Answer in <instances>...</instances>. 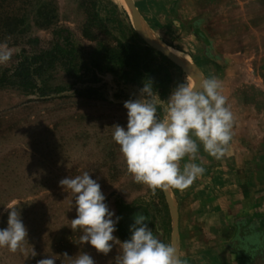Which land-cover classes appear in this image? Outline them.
Listing matches in <instances>:
<instances>
[{
    "label": "rangeland",
    "instance_id": "1",
    "mask_svg": "<svg viewBox=\"0 0 264 264\" xmlns=\"http://www.w3.org/2000/svg\"><path fill=\"white\" fill-rule=\"evenodd\" d=\"M133 2L155 41L188 55L203 79L222 81L234 116L227 152L217 160L201 145L191 162L203 174L171 192L182 264H232L243 232L264 248V0ZM0 42L13 49L0 65V229L7 227V208L15 207L28 233L17 252L0 248V264L49 256L63 264L64 253L81 252L95 264H114L119 245L105 256L81 245V233L71 229L75 202L59 182L85 171L121 218L113 233L120 242L130 238L136 214L172 242L165 192L127 173L111 127H126L123 105L138 98L145 82L166 102L195 77L143 40L120 0H0ZM53 50V67L34 76L43 92L14 84L22 61Z\"/></svg>",
    "mask_w": 264,
    "mask_h": 264
},
{
    "label": "clouds",
    "instance_id": "2",
    "mask_svg": "<svg viewBox=\"0 0 264 264\" xmlns=\"http://www.w3.org/2000/svg\"><path fill=\"white\" fill-rule=\"evenodd\" d=\"M12 56L13 49L0 42V65L8 63ZM123 107L127 110V125H113L112 139L119 146L127 173L136 183L153 191L186 189L204 172L202 166L191 162L198 158L200 146L219 160L232 140L234 116L222 81L215 77L201 80L198 86L186 78L166 102L154 91L152 82L147 81L138 98L129 99ZM185 158L189 162L181 167ZM59 184L72 194L75 202L77 214L71 220V229L81 233V245H90L105 256L114 245H119L114 264H182L177 247L160 240L142 214L133 217L130 238L120 242L113 233L121 218L109 209L100 184L89 172L69 176ZM7 209V227L0 229V248L15 253L22 249L28 233L17 208ZM54 257L40 259L37 264H56ZM63 264L95 261L85 252L74 257L64 253Z\"/></svg>",
    "mask_w": 264,
    "mask_h": 264
},
{
    "label": "water",
    "instance_id": "3",
    "mask_svg": "<svg viewBox=\"0 0 264 264\" xmlns=\"http://www.w3.org/2000/svg\"><path fill=\"white\" fill-rule=\"evenodd\" d=\"M126 6L132 16V24L134 29L141 35L143 40L154 49L158 50L159 52L163 53L173 61L179 63L182 65L187 72L195 77L197 79V86L199 85L200 81L203 80V76L200 73V71L194 66L192 63V59L186 55L185 53L178 51V50H172L168 47H165L163 45H159L156 43V41L151 37L149 34L147 28L142 22V19L136 9V6L133 2V0H125ZM165 195L170 203L171 210L174 217V226H173V234H172V243L177 247L179 245V213H178V204L177 201L172 194L171 190L164 191Z\"/></svg>",
    "mask_w": 264,
    "mask_h": 264
},
{
    "label": "trees",
    "instance_id": "4",
    "mask_svg": "<svg viewBox=\"0 0 264 264\" xmlns=\"http://www.w3.org/2000/svg\"><path fill=\"white\" fill-rule=\"evenodd\" d=\"M143 51L152 53L150 48L144 49ZM57 52V50H53L51 52L44 53V56L25 59L22 61L15 70L14 74L11 76V78L15 79V81H13L14 84L22 86L23 88L29 90L30 93L35 92L38 87L35 85L36 81L34 76L40 75L44 68L53 67L57 58L56 56H58ZM158 54L165 58L161 53ZM45 56H47V58ZM38 91L43 92L42 89H38Z\"/></svg>",
    "mask_w": 264,
    "mask_h": 264
},
{
    "label": "crops",
    "instance_id": "5",
    "mask_svg": "<svg viewBox=\"0 0 264 264\" xmlns=\"http://www.w3.org/2000/svg\"><path fill=\"white\" fill-rule=\"evenodd\" d=\"M240 235L238 240L241 247L238 248L236 262L232 264H264V248H258L255 239L247 231Z\"/></svg>",
    "mask_w": 264,
    "mask_h": 264
},
{
    "label": "bare ground",
    "instance_id": "6",
    "mask_svg": "<svg viewBox=\"0 0 264 264\" xmlns=\"http://www.w3.org/2000/svg\"><path fill=\"white\" fill-rule=\"evenodd\" d=\"M122 3H123V5H124V7L126 8V9H128L127 8V6H126V3H125V0H120ZM156 43H158L159 45H162V44H160L159 42H157L156 41ZM164 46V45H163ZM173 50V49H172ZM195 84H197V79L195 78Z\"/></svg>",
    "mask_w": 264,
    "mask_h": 264
}]
</instances>
